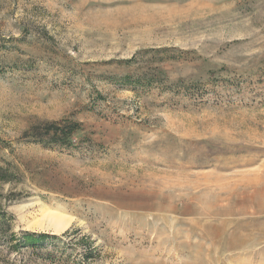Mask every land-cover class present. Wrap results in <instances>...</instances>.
Masks as SVG:
<instances>
[{
	"label": "rangeland",
	"instance_id": "1",
	"mask_svg": "<svg viewBox=\"0 0 264 264\" xmlns=\"http://www.w3.org/2000/svg\"><path fill=\"white\" fill-rule=\"evenodd\" d=\"M50 208L72 223L29 226ZM7 232L57 264H264V0H0V253L51 264Z\"/></svg>",
	"mask_w": 264,
	"mask_h": 264
},
{
	"label": "trees",
	"instance_id": "2",
	"mask_svg": "<svg viewBox=\"0 0 264 264\" xmlns=\"http://www.w3.org/2000/svg\"><path fill=\"white\" fill-rule=\"evenodd\" d=\"M79 126L80 123L70 120L63 122V124L49 122L46 128H44V133H46V135H51V140H53V142L64 144L71 142L73 135L77 132ZM38 130V128L34 127L30 130V132L35 139L42 141L44 139L43 134L38 132ZM7 234V238L10 240V245L13 246V248L25 247L32 249L34 250L33 255L36 254L39 256L43 262L48 263L49 261H52L51 264H57L55 252H44L39 250V248L46 246L54 235H49L43 232H24L21 233V235L7 232ZM4 261L5 257L0 253V264H4Z\"/></svg>",
	"mask_w": 264,
	"mask_h": 264
},
{
	"label": "bare ground",
	"instance_id": "3",
	"mask_svg": "<svg viewBox=\"0 0 264 264\" xmlns=\"http://www.w3.org/2000/svg\"><path fill=\"white\" fill-rule=\"evenodd\" d=\"M39 210V209H38ZM73 221L70 216H64L53 209H43L39 216L28 222L30 227L38 226L45 229H52L55 232L65 230Z\"/></svg>",
	"mask_w": 264,
	"mask_h": 264
}]
</instances>
